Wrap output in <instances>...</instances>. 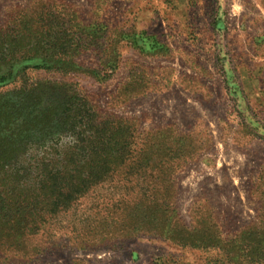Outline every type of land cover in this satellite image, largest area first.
<instances>
[{
	"label": "rangeland",
	"instance_id": "rangeland-1",
	"mask_svg": "<svg viewBox=\"0 0 264 264\" xmlns=\"http://www.w3.org/2000/svg\"><path fill=\"white\" fill-rule=\"evenodd\" d=\"M0 30L31 39L23 53L53 55L68 70L26 71L29 82L71 84L106 113L136 119L138 133L160 132L168 145L179 140L185 156L174 179L186 223L192 209L197 218L210 213L227 243L261 227L264 0H0ZM226 263L219 251L147 235L94 250L62 236L35 260L0 261Z\"/></svg>",
	"mask_w": 264,
	"mask_h": 264
},
{
	"label": "trees",
	"instance_id": "trees-1",
	"mask_svg": "<svg viewBox=\"0 0 264 264\" xmlns=\"http://www.w3.org/2000/svg\"><path fill=\"white\" fill-rule=\"evenodd\" d=\"M25 41L0 30V261L35 260L62 236L94 250L147 235L219 251L226 264H264V205L261 227L228 243L210 213L192 209L186 223L174 179L179 140L138 133L136 119L106 113L71 84L29 82L26 71L68 70L53 55L23 53Z\"/></svg>",
	"mask_w": 264,
	"mask_h": 264
},
{
	"label": "crops",
	"instance_id": "crops-1",
	"mask_svg": "<svg viewBox=\"0 0 264 264\" xmlns=\"http://www.w3.org/2000/svg\"><path fill=\"white\" fill-rule=\"evenodd\" d=\"M143 40H144V42L142 43V45L145 44V42L147 41L146 38H144ZM148 41H149V40H148ZM148 41H147V42H148Z\"/></svg>",
	"mask_w": 264,
	"mask_h": 264
}]
</instances>
